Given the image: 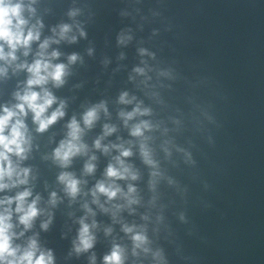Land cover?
I'll return each mask as SVG.
<instances>
[{
  "label": "water",
  "instance_id": "1",
  "mask_svg": "<svg viewBox=\"0 0 264 264\" xmlns=\"http://www.w3.org/2000/svg\"><path fill=\"white\" fill-rule=\"evenodd\" d=\"M22 3L25 34L34 28L39 40L18 47L14 61L0 60V108L18 103L15 93L23 94L30 77L19 65L40 59L45 40L44 59L64 64L66 74L59 87L51 80L43 86L56 98L45 115L61 103L64 115L38 132L29 111L26 159L11 157L30 170L28 183L0 191V200L25 189L28 203L40 197V215L27 230L16 203L10 206L13 246L35 238L53 264H104L114 246L122 264H264V0ZM62 25L70 27L65 39ZM93 108L89 127L84 116ZM129 113L135 114L128 119ZM73 119L81 129L74 142L83 147L62 166L54 152L71 139ZM145 123L141 135H132ZM110 164L136 179L108 177ZM62 173L79 181L75 197ZM99 182L120 191L112 199L94 196ZM81 220L94 242L77 253ZM137 234L145 237L139 247Z\"/></svg>",
  "mask_w": 264,
  "mask_h": 264
},
{
  "label": "clouds",
  "instance_id": "2",
  "mask_svg": "<svg viewBox=\"0 0 264 264\" xmlns=\"http://www.w3.org/2000/svg\"><path fill=\"white\" fill-rule=\"evenodd\" d=\"M31 10V9H30ZM24 5L21 2H14V0H0V60H12L16 59L15 51L18 47L28 48L32 41L39 40V32L33 29H29L25 34V26L28 21L24 18ZM74 15V13H70ZM70 31L68 25H62L60 27V38H67V33ZM81 36L84 35L81 31ZM71 41H75L76 37L72 36ZM58 43L59 41H54ZM123 42V40H121ZM4 44H7L10 51L5 53ZM49 40H45L40 44L41 52L38 53L40 59H36L31 65L21 64L19 67L27 68L30 77L27 80V86L23 91L15 93V99L18 103L13 106H3L0 108V191L15 187L17 185H25L28 183L29 169H20L18 165H14L11 159L12 156L18 157L20 160L26 159V152L30 147V138L27 135L28 129L25 123V118L30 111L33 114V122L38 125L37 131L43 132L47 128L55 123L59 117L64 115L63 103L60 107L53 111L50 115H45L47 109L55 102V97L52 95L46 85L49 80L53 81L55 86L59 87L64 83L63 77L66 74V66L64 64H51L48 60L44 59V49H47ZM27 55V51L24 53ZM59 53L53 51L51 57H58ZM77 56L73 54L69 57V62H75ZM4 69L0 68V74L4 73ZM139 71V70H138ZM34 86H40L41 91L33 90ZM127 94L121 96V101L126 102L124 97ZM139 111V109H137ZM135 113L127 114V118L130 119ZM123 115V114H122ZM97 118V110L95 108L89 110L84 116V123L91 127L93 121ZM106 127V133L114 131V129ZM147 127V124L137 125L132 130V135H141V128ZM71 137L68 141H62L60 146L55 150L54 156L61 162L62 166H67L70 162V157L76 155L81 151L83 147L78 146L77 141L81 129L75 121L69 125ZM96 147H100L99 140L96 142ZM107 151V148H105ZM122 156H129L130 152L125 150L121 153ZM118 163L123 166V161L117 157ZM85 170L88 173L94 171V165L87 164ZM129 173L127 167L123 168V171L117 169L111 164L106 170L108 177L125 178ZM132 179H136L135 174H130ZM13 177H16L13 180ZM9 182H5V181ZM61 182L66 183V191L73 197L79 191L77 181L71 178L70 174L62 173L59 177ZM120 191L119 187L113 185L105 186L103 182H99L96 185V189L93 191L95 196L96 192L105 194L109 199L116 197ZM135 189L129 185V192H134ZM31 196V191L25 189L18 192L14 197H5L0 200V205H8L2 212H0V264H53V255L51 251H41L35 238H31L26 247L13 246V238L16 233L12 231L14 225L11 223L12 210L10 206L13 202L16 203L15 212L18 215L19 224L24 226V229H30L32 227L35 218L40 215V209L37 207V202L40 197L37 196L31 201L27 202V199ZM52 202H55V193H52ZM135 202V201H130ZM48 222L41 225L42 228L47 229ZM81 228L79 230L78 243H75V251L77 253L87 251L93 247L94 237L90 234L89 225L80 221ZM125 231L131 232V228H125ZM19 235H23L21 232ZM136 241V246L139 247L144 241L145 237L142 235H135L133 237ZM104 264H122V252L119 246H114L109 255L104 257Z\"/></svg>",
  "mask_w": 264,
  "mask_h": 264
}]
</instances>
